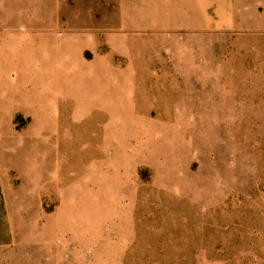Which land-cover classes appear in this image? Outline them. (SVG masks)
<instances>
[{
	"label": "rangeland",
	"instance_id": "rangeland-1",
	"mask_svg": "<svg viewBox=\"0 0 264 264\" xmlns=\"http://www.w3.org/2000/svg\"><path fill=\"white\" fill-rule=\"evenodd\" d=\"M0 264H264V0H0Z\"/></svg>",
	"mask_w": 264,
	"mask_h": 264
}]
</instances>
